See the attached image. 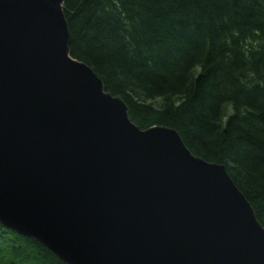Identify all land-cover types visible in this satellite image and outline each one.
<instances>
[{
	"label": "water",
	"instance_id": "95a60500",
	"mask_svg": "<svg viewBox=\"0 0 264 264\" xmlns=\"http://www.w3.org/2000/svg\"><path fill=\"white\" fill-rule=\"evenodd\" d=\"M68 41L63 0H0V223L66 264H264L225 166L140 129Z\"/></svg>",
	"mask_w": 264,
	"mask_h": 264
},
{
	"label": "trees",
	"instance_id": "16d2710c",
	"mask_svg": "<svg viewBox=\"0 0 264 264\" xmlns=\"http://www.w3.org/2000/svg\"><path fill=\"white\" fill-rule=\"evenodd\" d=\"M70 55L140 129L225 166L264 227V0H63ZM0 264H66L0 223Z\"/></svg>",
	"mask_w": 264,
	"mask_h": 264
}]
</instances>
